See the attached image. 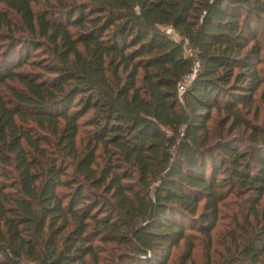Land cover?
<instances>
[{
    "label": "trees",
    "instance_id": "obj_1",
    "mask_svg": "<svg viewBox=\"0 0 264 264\" xmlns=\"http://www.w3.org/2000/svg\"><path fill=\"white\" fill-rule=\"evenodd\" d=\"M41 2L0 0V86H23L0 95V264H99L107 244L119 264H169L233 195L259 229L231 262L264 264V127L245 114L264 85V0ZM214 112L246 139L213 141Z\"/></svg>",
    "mask_w": 264,
    "mask_h": 264
},
{
    "label": "rangeland",
    "instance_id": "obj_2",
    "mask_svg": "<svg viewBox=\"0 0 264 264\" xmlns=\"http://www.w3.org/2000/svg\"><path fill=\"white\" fill-rule=\"evenodd\" d=\"M52 3H55V0H51V3L49 4L46 2L33 4V9L35 12L45 11ZM13 20L16 26L22 27L20 19L14 16ZM7 32L8 30L6 28L0 31L1 34ZM11 35L17 38L29 37L28 33L16 29L12 30ZM261 44L264 47V36L261 39ZM260 68L264 72V65ZM21 72L30 73L34 72V70L27 66L22 69ZM7 84V86H0V95L9 102L12 100L9 87L22 90L23 86L18 81H11ZM263 92L264 85L257 95L256 106L249 112H245L249 120L257 126L262 127H264V105L261 101V95ZM223 121H225L224 113H213L212 122L210 123V132L213 141H216L221 137H239L240 139H246V137L242 136L243 128L235 129L231 132V122L225 126ZM243 148L244 147H242V149ZM246 198L247 197L240 198L235 195L230 196L222 205L221 217L215 231L212 233L211 239L196 232L191 233L192 238L190 242H182L178 248L174 249L169 264H233L231 259L240 257L239 253L241 250L254 236L256 230L259 229L257 219L250 215L251 203L248 202ZM263 208L264 199L259 207V211L262 212ZM191 244L194 245V250L189 260L188 249ZM125 251L126 250L123 246L117 244L103 245L102 250L99 253V264L122 263L121 257L126 253ZM241 262L242 261H239V264H241Z\"/></svg>",
    "mask_w": 264,
    "mask_h": 264
},
{
    "label": "built area",
    "instance_id": "obj_3",
    "mask_svg": "<svg viewBox=\"0 0 264 264\" xmlns=\"http://www.w3.org/2000/svg\"><path fill=\"white\" fill-rule=\"evenodd\" d=\"M168 33L173 35V37H176V34L173 33V30L169 29ZM185 52H186V55L189 57H191V56L196 57L195 52L189 46L185 47ZM200 69H201V63H200V61L196 60L195 66L193 68V72L191 74L187 75L184 78V80L182 81V83L180 84L179 91H180L181 95L184 94L185 89H187V87L190 86L191 83L195 80Z\"/></svg>",
    "mask_w": 264,
    "mask_h": 264
}]
</instances>
